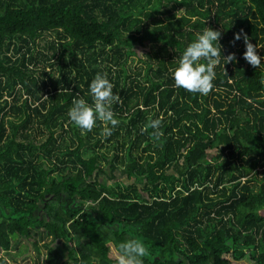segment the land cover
Here are the masks:
<instances>
[{
	"label": "trees",
	"instance_id": "1",
	"mask_svg": "<svg viewBox=\"0 0 264 264\" xmlns=\"http://www.w3.org/2000/svg\"><path fill=\"white\" fill-rule=\"evenodd\" d=\"M205 27L238 63L202 96L172 72ZM241 30L264 56V0H0V252L48 236L41 264H114L131 238L145 264H264V67ZM97 73L110 136L68 117Z\"/></svg>",
	"mask_w": 264,
	"mask_h": 264
},
{
	"label": "clouds",
	"instance_id": "2",
	"mask_svg": "<svg viewBox=\"0 0 264 264\" xmlns=\"http://www.w3.org/2000/svg\"><path fill=\"white\" fill-rule=\"evenodd\" d=\"M222 33L205 27L196 35L195 40L188 44L179 58L178 66L172 72V79L176 88H181L193 94L207 96L215 87L217 66L220 64L222 49L219 43ZM243 38L245 51L243 59L253 67H264V56L258 55L257 46L249 42L246 33L234 35V42ZM223 56V55H222ZM223 59L237 62L236 55L229 54ZM113 83L107 73H97L89 83L91 103L83 98H74L68 111V117L82 131H92L98 122L110 127H104L105 135L110 136L120 121L115 117L112 105L120 102L118 94L113 92ZM79 97V96H77ZM153 135H160L161 120L153 119L149 122ZM145 245L138 239H126L118 242L113 250L114 264H145Z\"/></svg>",
	"mask_w": 264,
	"mask_h": 264
},
{
	"label": "rangeland",
	"instance_id": "3",
	"mask_svg": "<svg viewBox=\"0 0 264 264\" xmlns=\"http://www.w3.org/2000/svg\"><path fill=\"white\" fill-rule=\"evenodd\" d=\"M211 153L212 155L215 154L214 151ZM115 176L116 181H121L125 185H132L135 183L134 178L127 179L121 171H116ZM99 179H107V177L101 176ZM262 215L264 216V211H262ZM43 237V239L38 237V247L40 249V252H37L30 242L26 241L23 238H17L15 248H13L9 253L1 251L0 256L6 259L7 264H41L46 260L47 257L46 244L51 242L50 237ZM109 247L110 257L115 259V256L113 255L114 246L110 244Z\"/></svg>",
	"mask_w": 264,
	"mask_h": 264
},
{
	"label": "bare ground",
	"instance_id": "4",
	"mask_svg": "<svg viewBox=\"0 0 264 264\" xmlns=\"http://www.w3.org/2000/svg\"><path fill=\"white\" fill-rule=\"evenodd\" d=\"M221 99V98H220ZM221 102H223V101H221ZM185 107V106H184ZM259 220V219H258ZM260 222V221H259ZM71 228V227H70ZM263 233V232H262Z\"/></svg>",
	"mask_w": 264,
	"mask_h": 264
}]
</instances>
